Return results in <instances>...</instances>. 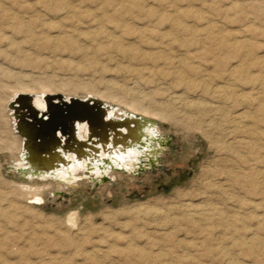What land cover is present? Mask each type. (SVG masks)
I'll list each match as a JSON object with an SVG mask.
<instances>
[{"label":"rangeland","instance_id":"rangeland-1","mask_svg":"<svg viewBox=\"0 0 264 264\" xmlns=\"http://www.w3.org/2000/svg\"><path fill=\"white\" fill-rule=\"evenodd\" d=\"M39 82L137 100L159 145L20 178L6 104ZM0 264H264V0H0Z\"/></svg>","mask_w":264,"mask_h":264},{"label":"water","instance_id":"water-1","mask_svg":"<svg viewBox=\"0 0 264 264\" xmlns=\"http://www.w3.org/2000/svg\"><path fill=\"white\" fill-rule=\"evenodd\" d=\"M34 99L33 93L20 92L7 103L12 129L21 139L24 165H12L10 169L24 180L55 178L74 186L81 178L111 180L110 171L138 174L142 170L141 158L159 145L156 122L139 113L126 112L116 117L112 105L94 97L66 98L62 93H44L41 109ZM81 127L84 136L79 135ZM134 150L141 152L134 168L122 165L121 158ZM82 161H86L88 169L74 178L72 167L79 168ZM92 168L96 174L89 172ZM63 170L65 178L57 176Z\"/></svg>","mask_w":264,"mask_h":264},{"label":"bare ground","instance_id":"bare-ground-1","mask_svg":"<svg viewBox=\"0 0 264 264\" xmlns=\"http://www.w3.org/2000/svg\"><path fill=\"white\" fill-rule=\"evenodd\" d=\"M162 14V13H161ZM160 16V15H159ZM160 17H162V15L160 16ZM166 18H167V16H166ZM160 19V18H159ZM179 24V23H178ZM177 25V24H176ZM191 31H192V29H191ZM142 34V33H141ZM56 38H58V37H56ZM66 38V36L64 37V38H62V39H65ZM54 38H52V40H53ZM71 39V38H70ZM51 40V39H50ZM49 41V40H48ZM73 41V40H72ZM73 42H75V41H73ZM72 42V43H73ZM59 43V42H58ZM60 43H63V42H60ZM65 43V42H64ZM67 43H68V41H67ZM66 43V44H67ZM131 43V42H130ZM54 44V43H53ZM234 45V44H233ZM53 46H55V45H53ZM83 46H85V45H83ZM55 48V47H54ZM126 48H128V47H126ZM126 50V49H125ZM124 50V48H123V50L122 51H125ZM126 52V51H125ZM127 52H128V50H127ZM231 71V70H230ZM134 80V79H133ZM22 86L19 88V89H17L16 91H14L13 93H12V95H11V97L9 98V100H8V102L15 96V94H17V93H20V92H29V93H33L34 95H35V99H34V102H35V105L38 107V108H42V106H43V103H42V99H41V95H43L44 93H62L66 98L67 97H69L70 95H68V94H65V93H63L62 91H57V90H54L53 88H51V87H53V84L51 83V82H39L38 84H37V87H38V89H39V91H34V89L32 88H29L27 85H24V84H21ZM55 88V87H54ZM55 89H57V88H55ZM104 94V93H103ZM102 93H100V91L98 92V91H92V92H90L89 94H87L86 96H84V97H81V98H85V97H94V98H98V99H100V100H102V101H104V102H106V103H108V104H110V105H112L113 106V109H112V114L114 115V116H116V117H122L126 112H131V113H139V111L140 112H142V113H148V110H147V108H145V107H143L137 100H131L130 102H125L124 103V105H126V107L127 108H121V107H119V105L118 104H115V103H112L111 101L109 102V101H107V99H105L106 97H108V94H107V96L106 95H103ZM112 95V94H111ZM113 96V95H112ZM117 96V95H116ZM116 96H113L114 98H117ZM105 97V98H104ZM110 97V96H109ZM120 97V96H119ZM113 98V99H114ZM112 99V97H111V100H113ZM114 100H116V99H114ZM117 100H120L121 101V98H117ZM124 100V99H123ZM174 100V99H173ZM7 102V103H8ZM121 102H123V101H121ZM6 107H7V104H6ZM261 109V108H260ZM144 115V114H143ZM240 116H242V115H240ZM241 119V118H240ZM219 121V120H218ZM12 123V122H11ZM13 130V129H12ZM14 132V131H13ZM15 134V133H14ZM13 134V135H14ZM16 135V134H15ZM79 135L80 136H84V129H83V127H81L80 129H79ZM18 139V142H19V154H18V159L16 160V163L14 164V167H19V166H24L23 165V161H22V159H21V157H20V149H21V139L18 137L17 138ZM249 143V142H248ZM141 152H139L138 150H134L133 151V153L132 154H129V155H127V156H123L121 159H122V165H125V166H127V167H130V168H134V166L137 164V162H138V160L137 161H135L137 158H139L140 156H139V154H140ZM102 156H104V154L102 153L101 154ZM135 161V162H134ZM134 162V163H133ZM88 169V165H87V163H86V161H82L81 163H80V167L79 168H77L76 166H73L72 167V174H73V177H74V175H76L75 173H77L78 171H82L81 173H85V170H87ZM89 172L90 173H97L93 168L92 169H90L89 170ZM111 172V171H110ZM109 172V173H110ZM57 176H59V177H61V178H65V176H66V171H62L61 173H58L57 174ZM54 180H55V178H53ZM57 181H59V180H57ZM59 182H61V181H59ZM68 182H70V181H67V182H61V183H68ZM57 183V182H56ZM71 183V182H70ZM42 187V186H41ZM28 193V192H27ZM34 197H36V199H39V200H42V198L41 197H39L38 195H35ZM208 207V206H207ZM208 213V212H207ZM204 214H206V213H204ZM212 214H214V213H209V214H206V215H204V216H208V217H211L212 216ZM215 214H217V212H215ZM232 214V213H231ZM214 216V215H213ZM241 242V241H240ZM147 256V255H146Z\"/></svg>","mask_w":264,"mask_h":264}]
</instances>
